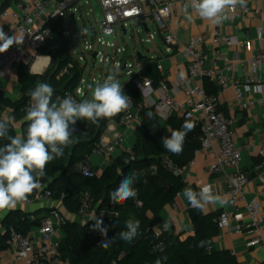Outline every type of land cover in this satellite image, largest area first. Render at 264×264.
<instances>
[{
    "label": "built area",
    "instance_id": "2783aa9c",
    "mask_svg": "<svg viewBox=\"0 0 264 264\" xmlns=\"http://www.w3.org/2000/svg\"><path fill=\"white\" fill-rule=\"evenodd\" d=\"M82 0H34L32 4H15L16 9L11 7L0 15V20L6 18L13 19V25L4 32L7 35H15L22 40L21 43L14 44L6 52L0 53V79H11L17 77L19 69L23 66L34 65L36 60L42 56L39 52L45 48L48 42L53 38L54 31L48 27L52 20H62L61 33L68 40L71 33L64 30L65 21L68 18L70 22L77 24V15L81 13L79 6ZM103 11V19L98 23L95 31V37L92 43L85 42V49L79 60H75L70 51L72 62L69 68L80 65V62L88 60L93 66V54L98 52L96 66H102L110 61L105 57L101 50L96 48V43L101 46L116 48L115 43L108 42L114 40L118 35H123L122 26L129 32L135 25L141 27L145 34L151 35L148 21H152L157 32L162 36L165 45L172 52V47H177L178 54L186 61L188 66V76L180 79L173 89H169L166 80V73L161 63L157 64L158 72L162 80L157 88L159 99L151 103L157 116L163 121L168 120L174 115H180L190 120L195 125L200 126L202 130V151L213 152L216 154V160L205 170L207 174L218 175L226 174L228 178V187L226 195L228 197L227 207L234 210H223L216 220L220 231L232 230L234 233L251 235L247 243L248 248H258L264 251V137L259 144L254 146L258 156L255 174L249 176L241 169L243 164V148L236 141L235 135L231 129L232 122L221 110L219 105V96L228 89H234L239 104H243L245 94L252 93L255 86H260L264 94V82L260 78V72L264 63V53L255 55L246 69V81L244 85L226 76L222 71L216 69H205L206 63L211 59L207 53L208 39L203 36L193 37L188 44H181L177 35L171 30L169 19L177 7L185 0H99ZM190 4V0H187ZM195 13V11L193 10ZM241 12L243 14H253L256 18L264 20V12L260 7V0H246L245 6L237 5L230 14ZM131 24V25H130ZM143 24H147L149 33H146ZM130 25V26H129ZM128 34V33H127ZM86 37V35H82ZM235 40L225 35L221 30L216 29L211 36V45L215 48L213 57H220L218 51L221 47H232ZM72 47V46H71ZM125 49H117V54L125 53ZM226 62L229 60L222 57ZM135 60L139 61L137 56ZM115 69L126 72L131 79L135 78L134 84L141 90H152L153 82L145 77L138 76L135 72V64L128 60H115L113 62ZM95 66V67H96ZM230 71H236L237 66L228 68ZM68 68L63 71L67 72ZM62 73V74H63ZM110 72L104 71L100 78L93 79L88 83L84 76L79 86L74 90H67L58 98H64L71 95L78 101L87 99L86 89L90 84L103 82ZM209 78L218 88L217 95H209L204 87V79ZM200 79L201 82L195 84ZM184 93L186 99L184 102L177 100V95ZM29 103L27 104V106ZM26 106V108H27ZM145 107L144 103L135 105L132 101L129 107L124 111L120 125L124 128H130L135 122H141L140 111ZM25 108V111H26ZM123 136L117 135L114 139L108 140L101 138L93 148L91 154L78 163L75 167L77 174L82 177H91L93 175L90 159L92 156L101 158H112L122 147ZM251 148V147H249ZM253 148V147H252ZM163 164L176 177H182L187 167L180 168L169 158H165ZM190 165V164H189ZM188 165V166H189ZM150 172L157 173V167H151ZM255 181L259 185L257 200L246 203L243 213L238 204L246 202V189L250 182ZM214 194L216 191L213 190ZM51 200V194L45 191V185L41 182V188L35 190L28 201L23 203L25 206H32L37 202ZM175 209L176 205L172 204ZM94 210V201L89 193H84L80 201L78 216L81 220H88ZM247 218V221L245 220ZM235 221L236 225L232 226ZM246 221V222H245ZM66 224V219L57 211H53L45 217L39 226L40 238H34L29 234H23L15 229L10 231L7 239V250L12 251L14 261L19 264H70L69 259H64L60 254L61 238L59 234L62 226ZM168 224H161V236L168 232ZM156 249L163 250L164 243L156 246Z\"/></svg>",
    "mask_w": 264,
    "mask_h": 264
},
{
    "label": "trees",
    "instance_id": "16d2710c",
    "mask_svg": "<svg viewBox=\"0 0 264 264\" xmlns=\"http://www.w3.org/2000/svg\"><path fill=\"white\" fill-rule=\"evenodd\" d=\"M21 0H0V15ZM48 27L54 31L53 38L39 53L51 58L50 68L42 75H32L29 67L19 69L17 78L22 87V99L12 102L0 93V118L4 107L14 111V119L22 120L26 116L25 108L30 101L26 95L28 89L34 88L37 81L47 82L54 88L53 101L67 90L76 89L86 68L72 62L69 42L61 33L62 20H52ZM67 72L63 71L67 69ZM63 73V74H62ZM138 76L150 79L153 87L158 88L162 80L157 69V62H150ZM131 79L124 87V92L131 101L138 105L143 102L141 90ZM204 87L209 95H217L218 88L209 79H204ZM151 113V116L148 114ZM124 111L109 119H102L99 124L90 122L85 134L72 137L75 141L64 149V155L46 165V175L41 179L45 191L51 194V200L61 201L71 213L77 214L84 193H89L94 201V209L100 213L105 224L109 225L108 236L112 243L103 247V237L92 231L90 224L79 225L66 220L61 230L64 238L60 244V254L69 259L70 264H238L237 258L228 251H215L213 240L219 236L216 220L221 213L205 214L190 205L188 210L193 236L182 239L164 232L157 237L153 227L160 222V214L167 205L175 202L176 197L186 188L182 177H176L163 164L165 158L172 160L180 168L187 167L195 154L202 149V130L194 124V129L185 138L183 151L173 154L162 147L161 138L170 135L171 130L181 129L185 118L172 116L168 122H162L154 109L144 107L140 111L142 125L137 130V144L130 154L117 158L100 176L82 177L75 167L86 156L91 154L95 145L102 138L111 121L120 123ZM168 129V131H167ZM10 135H18L14 125L10 124ZM0 141V144L7 143ZM157 167V173L150 172ZM141 173L134 185L139 189L136 200H128L121 205L109 203V193L117 187L123 176L132 172ZM30 197V196H29ZM139 201V203L137 202ZM48 212L45 217L49 216ZM40 213L12 211L4 219L0 229V261L1 254L7 250V239L12 229L29 234L33 227H39L43 218ZM152 217H149V215ZM129 219L140 222L139 235L132 242H125L117 233L125 230V222ZM164 243V249L156 246Z\"/></svg>",
    "mask_w": 264,
    "mask_h": 264
},
{
    "label": "crops",
    "instance_id": "0c3cea01",
    "mask_svg": "<svg viewBox=\"0 0 264 264\" xmlns=\"http://www.w3.org/2000/svg\"><path fill=\"white\" fill-rule=\"evenodd\" d=\"M33 2L34 0H21L20 3L32 4ZM15 4L16 3H13L11 5V10L14 9ZM186 4L189 5L187 10L185 9ZM260 7L264 12V0H260ZM229 17L230 18L223 24L214 25L194 13L189 2L185 0L174 9L169 19V25L171 30L177 35L181 44H188L193 37L197 36L207 38V53L211 56V59L206 63L205 69H216L222 71L226 76L239 82V84L244 85L248 64L255 55L264 53V20L256 18L253 14L246 15L241 12H237L235 14L229 13ZM12 25V18L0 20V28H2L3 31L9 30ZM216 29L221 30L223 34L232 37L235 40V44L232 47L219 48L218 51L220 53V57L218 56L217 58L214 57L212 59V54L215 51V48L211 45V36ZM156 35L163 40L162 36L158 32H155V34L149 35V39H147L146 42H154L156 40ZM168 49L169 48L165 45V43L163 48L157 46V51L155 52L156 57L141 62V68L138 72H140L152 61L157 62V64L161 63L166 73L165 77L167 85L169 89H173L180 79H184L188 76V66L186 61L178 54L177 47H172V52L170 53ZM222 57L227 58L229 61L226 62L222 59ZM40 59L44 60L39 62ZM234 65L237 66L236 71H230L228 68H231V66L233 67ZM50 66L51 58L49 56L42 55L30 68V73L32 75H42L50 68ZM96 67L92 66L93 69ZM260 78L262 82H264V63L261 68ZM200 82L201 80L197 79L195 84ZM90 90L91 89L89 87L86 89L88 92L87 99L90 98ZM0 93L4 96V98L9 99L12 102L20 101L23 94L18 78L14 77L9 80L0 79ZM142 96L143 103L147 109H153L151 107V103L159 99L157 88L154 87L152 90L142 91ZM176 98L179 102H184L186 99L184 93L178 94ZM219 105L221 110L232 122L231 129L235 135L236 141L238 145L243 148V164L241 169L247 175L253 176L255 174L256 165L259 161L256 148H254V146H257L264 137V94L262 93L260 86H255L252 93L245 94L243 104L241 105L237 101L234 89L231 88L219 96ZM13 114L14 111L11 108L4 107L0 120H10V124L14 125L18 135H25L30 122L25 118L22 120H15ZM89 124L90 122L87 121H78L75 126L73 136L78 137L84 135L89 127ZM141 125L142 121L135 122L130 128H124L115 121L108 123L107 130L102 137L111 140L121 134L123 136L122 147L112 158L92 156L90 159L93 172L92 176L102 175L117 158L132 152L133 148L137 144V130L141 127ZM215 160V153L202 150L198 151L190 165L187 166L183 174V180L186 183V188H192L194 191H199V187L204 185H211L217 195H220L228 200L226 195L228 187L227 175H210L207 174L205 170L209 165L214 163ZM258 191L259 185L257 182H250L246 189V202L238 204V208L243 213L246 212V203H250L258 199ZM173 204L176 205L175 209L172 207V204L167 205L163 209L160 214V222L153 227V230L155 233L160 234L161 224L167 223L168 232H170L174 237L181 236L182 239H186L193 236L194 234L191 231V221L188 215L190 203L187 201L186 197H184L183 192L176 197ZM225 209L229 210L230 213H234V210L228 208L227 204L221 206L218 203L209 204L203 212L205 214H214L221 213ZM18 210L27 213L45 212L39 216L40 218L45 217L48 212L57 211L66 220L79 225L90 224L93 222L91 221L93 216L103 217L105 215L104 212L98 213L97 211H94L88 220H81L78 214L69 212L63 202L45 200L37 202L32 206L20 204L15 209L0 211V229H2V223L8 214L12 211ZM101 213L102 215H100ZM149 217H152V215L150 214ZM245 220L247 221V218ZM235 225L236 222L233 221L232 226ZM39 230V227H33L29 231V235L39 239ZM219 232V236L213 240V248L215 251L230 252L237 258L238 264H264V251L258 248H248L247 246V243L252 237L251 235L234 233L232 230H219ZM59 237L61 239L64 238L62 230ZM0 264L19 263L14 261L12 251L6 250L1 254Z\"/></svg>",
    "mask_w": 264,
    "mask_h": 264
},
{
    "label": "clouds",
    "instance_id": "9594fccd",
    "mask_svg": "<svg viewBox=\"0 0 264 264\" xmlns=\"http://www.w3.org/2000/svg\"><path fill=\"white\" fill-rule=\"evenodd\" d=\"M237 5L245 6L246 0H190V7L202 19L214 25L228 20L229 13ZM189 7L185 5V9ZM15 35H7L0 28V53L6 52L14 44L21 43ZM89 99L78 101L71 95L53 101L54 88L47 82L37 81L28 89L30 98L25 119L29 121L25 135H10V120H0V211L15 209L28 201L29 196L41 188V179L46 175V165L64 155V149L73 144L72 139L78 121L99 124L125 111L131 98L113 72L95 86L89 85ZM151 116V113L148 114ZM194 129V123L185 119L181 129L171 130L170 135L161 138L164 149L173 154L183 151L185 138ZM141 173L132 172L123 176L115 189L109 193V203L121 205L128 200H136L139 189L134 185ZM184 197L192 208L203 212L209 204L226 205L228 201L214 194L211 185L199 187V191L185 188ZM139 203V201H137ZM91 230L99 232L103 239L100 244L108 247L112 239L108 236L109 225L102 216H93ZM140 222L129 219L125 230L117 233L119 239L132 242L138 235Z\"/></svg>",
    "mask_w": 264,
    "mask_h": 264
},
{
    "label": "rangeland",
    "instance_id": "374dc122",
    "mask_svg": "<svg viewBox=\"0 0 264 264\" xmlns=\"http://www.w3.org/2000/svg\"><path fill=\"white\" fill-rule=\"evenodd\" d=\"M81 8V13L77 15L78 20L77 24H74L69 21L67 18L65 21L64 30L71 33L69 37L71 41V46L69 45L70 51L72 48L73 57L75 60H79V57L82 56V52L85 49V42L92 43L91 31L98 28V23L103 19V11L100 5L99 0H82L79 4ZM16 9V6L14 5ZM151 34H155L157 29L153 22L148 21ZM131 25V24H130ZM129 25V26H130ZM82 35H86L83 37ZM149 39V35L145 34L141 27L135 25L132 29H129L127 36L118 35L114 40L109 39L108 42L115 43L116 48L101 46L99 43H96V48L101 50L104 53L105 57H109L110 61L103 64H99L95 69L92 68V63L88 60L86 62H80L82 68H86L84 73L85 80L90 83L93 79H98L101 76L102 69L106 72L117 73V79L121 85H125L130 81L131 77L126 75V72L122 73L121 70L115 69L113 62L115 60H128L135 64L134 71L138 72L141 68V62L135 60L137 53H141L143 56L147 57L150 60L153 57H156L157 46L163 48L164 42L159 36L156 35V40L152 43L146 42ZM117 49H125L126 52L123 54H117ZM95 86V84H91ZM91 96V90H90ZM96 212L94 209L93 212ZM102 215V213L100 214Z\"/></svg>",
    "mask_w": 264,
    "mask_h": 264
},
{
    "label": "water",
    "instance_id": "95a60500",
    "mask_svg": "<svg viewBox=\"0 0 264 264\" xmlns=\"http://www.w3.org/2000/svg\"><path fill=\"white\" fill-rule=\"evenodd\" d=\"M143 27H144V29H145V31L147 32V33H149V29H148V26H147V24H143L142 25ZM122 32H123V35L124 36H127V30L122 26ZM95 31H93L92 33H91V38L93 39L94 37H95ZM137 58H138V60L140 61V62H144V61H146L148 58L147 57H145V56H143L141 53H137ZM97 57H98V52H96V53H94L93 54V56H92V58H93V67H95L96 66V62H97Z\"/></svg>",
    "mask_w": 264,
    "mask_h": 264
},
{
    "label": "bare ground",
    "instance_id": "6f19581e",
    "mask_svg": "<svg viewBox=\"0 0 264 264\" xmlns=\"http://www.w3.org/2000/svg\"><path fill=\"white\" fill-rule=\"evenodd\" d=\"M44 59H40V61L39 62H42Z\"/></svg>",
    "mask_w": 264,
    "mask_h": 264
}]
</instances>
